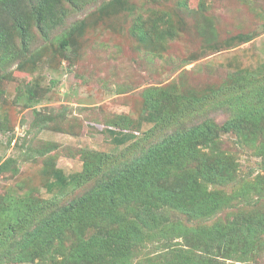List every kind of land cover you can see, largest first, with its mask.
<instances>
[{
	"label": "rangeland",
	"instance_id": "rangeland-1",
	"mask_svg": "<svg viewBox=\"0 0 264 264\" xmlns=\"http://www.w3.org/2000/svg\"><path fill=\"white\" fill-rule=\"evenodd\" d=\"M48 8L11 52L0 40V221L18 200L54 207L7 224L0 264H101L93 244L117 228L134 235L136 210L145 216L155 202L121 175L197 124L217 127L210 143L176 167L152 163V175L139 165V175L167 168L161 182L174 196L197 176L226 202L168 204L149 227L141 218L135 228L146 238L128 264L185 255L195 264H264V0H59ZM207 171L218 177L204 180Z\"/></svg>",
	"mask_w": 264,
	"mask_h": 264
},
{
	"label": "trees",
	"instance_id": "trees-1",
	"mask_svg": "<svg viewBox=\"0 0 264 264\" xmlns=\"http://www.w3.org/2000/svg\"><path fill=\"white\" fill-rule=\"evenodd\" d=\"M21 1L22 0H0V14L6 12V14L4 13L5 16L1 18L5 19V21L0 20L2 25L6 27L3 28L4 30L0 28V40L4 38V41L6 42L4 44V49H6L7 52L12 51L13 39L15 40V38L19 37L21 40H23L26 37L25 35L27 32V26H30L29 21L38 20L44 14V11L49 10L48 4L50 2L57 3L59 0H27L29 3V7L25 10L21 9L19 6ZM9 18H11L10 24L7 23V20ZM83 23L84 22L80 23L79 26L81 27ZM75 29V27H71V31ZM150 43L151 45H153L152 42ZM66 44L67 41L65 39H61L59 42V45L62 48L65 47ZM220 93L223 99L227 98L225 94L226 92ZM28 94H31V92L28 91ZM219 98V95L213 93V95H211L209 99L215 100ZM209 109L203 107L202 110ZM240 117L243 116H239V118ZM235 120H237V118ZM120 121L125 124V121ZM164 122H167V120H164L162 118L161 123ZM225 123L226 125L224 129L231 130L232 124L228 122ZM183 129V132H180L169 140L167 139V141H164L159 145L151 148L144 155H142V157L138 158L136 162L129 165L126 173L121 175L124 176L123 180H127L130 182L131 190H136L139 186L142 185L141 187L143 189H148V191H151V198L154 199L155 202L151 201V203L147 205V209L152 213L147 212L145 213V216L142 214L141 210H136V214L138 213L137 220L132 225L129 224L127 228V232H131L134 230V235L130 236L125 231H122V229L117 228L115 230V233L106 234V241L105 239L100 238L95 242V244H93L92 251L93 248L95 251L94 253H91V257L98 259L101 264H128V257L132 248L141 244L146 238L144 230L141 229L137 233L135 223L138 222L141 218H145L142 225L145 224L149 227L150 224L157 221L155 220V218H158L156 215L157 210L167 206L168 204L173 205L175 208H187L188 206L193 205L196 202L207 200V205L205 206L207 208L210 204H213V207H219L226 202V199L219 196L216 191L208 192L206 187L203 185V180H201V178H198L197 176H191L190 179H186L179 189V195L176 196L172 194L174 193V190L170 189V186L167 187L166 183L161 182L168 179L169 171L167 170V168H165L161 172H157L155 178H149V174L147 172L141 174L140 177L138 168L139 165H147L146 169L150 172L151 175L152 163V168L156 171H159L163 167H167L166 163H168L169 165L172 164V168L176 167L178 166L177 160L183 158L186 155V152L187 154L194 153L197 149L196 146L206 145L210 143L215 137L217 131V127L215 125L205 124H197L189 128L183 127ZM137 147L138 144L130 145L127 152H133V148ZM123 156H125V154L121 157ZM88 176V174H85L82 179L85 181L87 180ZM208 177H218V175L216 176V174H212L207 171V174L203 176V179L205 180ZM114 181L120 191L122 189L120 186V180L117 178ZM138 183H140L141 185H138ZM16 202L18 204H15ZM16 202L11 203V206H18V209L16 208L13 210V212H10L9 214L7 213L6 216L0 221V231H3L1 229H4L5 233L4 238L0 239V253H2L1 248L5 247V244L11 242L10 236L12 235V233L9 234V238L6 234L7 224L11 229L12 226L14 228L16 224H20L23 221L42 218L51 210H53L52 207H54V205H48V207H50L48 209L45 207L46 204H42L41 207L37 209L38 205L33 206V204H31L30 202L19 200ZM206 202H204V204H206ZM149 218L151 219L149 220ZM116 221H118V219H116ZM35 230L38 231V229ZM213 232L214 230L211 229L207 231V235L209 236V234H212ZM114 235L117 238L114 237ZM36 237L37 233L35 232L32 238L35 239ZM26 247L27 246H25V248ZM0 256L2 255L0 254ZM28 258H30V255L26 252L24 254H19L16 260L26 261ZM171 264H195V262L192 261V259L187 255H185L182 258H179L178 256L174 257Z\"/></svg>",
	"mask_w": 264,
	"mask_h": 264
}]
</instances>
